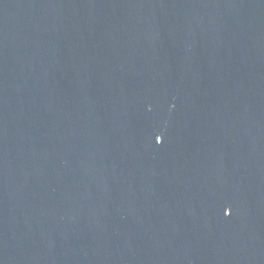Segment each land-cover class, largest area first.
<instances>
[{
	"label": "water",
	"instance_id": "95a60500",
	"mask_svg": "<svg viewBox=\"0 0 264 264\" xmlns=\"http://www.w3.org/2000/svg\"><path fill=\"white\" fill-rule=\"evenodd\" d=\"M0 264H264V0H0Z\"/></svg>",
	"mask_w": 264,
	"mask_h": 264
}]
</instances>
